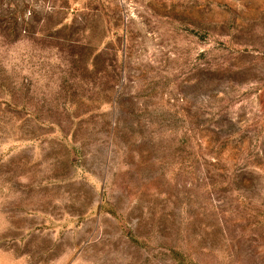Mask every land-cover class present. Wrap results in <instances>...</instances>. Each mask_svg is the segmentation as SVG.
<instances>
[{"label":"rangeland","instance_id":"374dc122","mask_svg":"<svg viewBox=\"0 0 264 264\" xmlns=\"http://www.w3.org/2000/svg\"><path fill=\"white\" fill-rule=\"evenodd\" d=\"M0 264H264V0H0Z\"/></svg>","mask_w":264,"mask_h":264}]
</instances>
